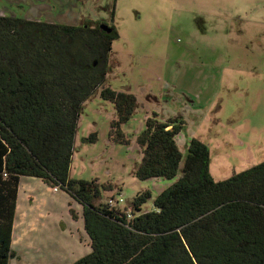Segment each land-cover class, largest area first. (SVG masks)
Segmentation results:
<instances>
[{"label": "rangeland", "instance_id": "rangeland-1", "mask_svg": "<svg viewBox=\"0 0 264 264\" xmlns=\"http://www.w3.org/2000/svg\"><path fill=\"white\" fill-rule=\"evenodd\" d=\"M4 14L101 22L118 33L105 81L83 103L70 167L71 178L99 184L97 202L128 210L148 190L142 211H150L177 180L134 175L143 157L138 137L155 115L183 121L176 138L183 156L193 138L208 145L215 181L264 161V0H0ZM104 88L136 98L126 121L103 99ZM89 242L78 202L39 178L21 177L9 264H72L91 251Z\"/></svg>", "mask_w": 264, "mask_h": 264}, {"label": "trees", "instance_id": "trees-1", "mask_svg": "<svg viewBox=\"0 0 264 264\" xmlns=\"http://www.w3.org/2000/svg\"><path fill=\"white\" fill-rule=\"evenodd\" d=\"M100 24L0 15V264L15 257L24 176L67 192L82 206L91 251L72 264H264V161L215 181L206 143L193 138L184 156L180 151L179 117H149L138 137L143 157L134 175L177 177L152 210L142 211L148 190L123 210L110 200L97 202L102 193L95 180L70 177L83 103L103 85L118 37L113 25L107 32ZM101 94L115 103L119 122L126 121L136 98L110 88ZM70 213L78 218L73 208Z\"/></svg>", "mask_w": 264, "mask_h": 264}, {"label": "water", "instance_id": "water-1", "mask_svg": "<svg viewBox=\"0 0 264 264\" xmlns=\"http://www.w3.org/2000/svg\"><path fill=\"white\" fill-rule=\"evenodd\" d=\"M100 28L102 30H106L107 32H110L112 30V28L108 24H106V23H101L100 24Z\"/></svg>", "mask_w": 264, "mask_h": 264}, {"label": "built area", "instance_id": "built-area-1", "mask_svg": "<svg viewBox=\"0 0 264 264\" xmlns=\"http://www.w3.org/2000/svg\"><path fill=\"white\" fill-rule=\"evenodd\" d=\"M122 200H123V199L120 198V200H119V201L117 200L116 202H121ZM109 203H110V206H112V205L114 204V203H113V200H110ZM127 214H128L129 217H131V215H132L130 211H128Z\"/></svg>", "mask_w": 264, "mask_h": 264}, {"label": "crops", "instance_id": "crops-1", "mask_svg": "<svg viewBox=\"0 0 264 264\" xmlns=\"http://www.w3.org/2000/svg\"><path fill=\"white\" fill-rule=\"evenodd\" d=\"M9 15V14H8ZM36 20H39V21H41L39 18L38 19H36ZM51 188V187H50ZM53 190H54V188H52ZM55 191V190H54ZM57 191V190H56Z\"/></svg>", "mask_w": 264, "mask_h": 264}]
</instances>
